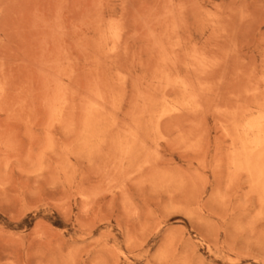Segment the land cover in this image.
<instances>
[{
    "label": "rangeland",
    "instance_id": "374dc122",
    "mask_svg": "<svg viewBox=\"0 0 264 264\" xmlns=\"http://www.w3.org/2000/svg\"><path fill=\"white\" fill-rule=\"evenodd\" d=\"M0 264H264V0H0Z\"/></svg>",
    "mask_w": 264,
    "mask_h": 264
}]
</instances>
